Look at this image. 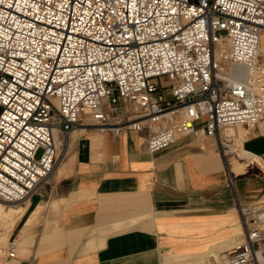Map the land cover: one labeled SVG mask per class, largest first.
<instances>
[{"label": "built area", "instance_id": "built-area-1", "mask_svg": "<svg viewBox=\"0 0 264 264\" xmlns=\"http://www.w3.org/2000/svg\"><path fill=\"white\" fill-rule=\"evenodd\" d=\"M262 32L264 0H0V199L50 185L54 131L66 150L81 125L146 129L149 152L178 135L234 152L229 128L264 126ZM238 211L220 264H264V203Z\"/></svg>", "mask_w": 264, "mask_h": 264}, {"label": "crops", "instance_id": "crops-1", "mask_svg": "<svg viewBox=\"0 0 264 264\" xmlns=\"http://www.w3.org/2000/svg\"><path fill=\"white\" fill-rule=\"evenodd\" d=\"M259 47L264 55V32ZM243 127L225 157L210 136L149 152L146 129L77 127L35 192L41 214L13 258L2 246L0 264H220L244 239L239 205L264 203V126Z\"/></svg>", "mask_w": 264, "mask_h": 264}, {"label": "rangeland", "instance_id": "rangeland-1", "mask_svg": "<svg viewBox=\"0 0 264 264\" xmlns=\"http://www.w3.org/2000/svg\"><path fill=\"white\" fill-rule=\"evenodd\" d=\"M161 81L166 82V79L162 78ZM165 93L169 94L167 90L165 91ZM235 128H238V133L240 135L243 134V132H244L243 125H235V126L229 128L227 130V132L234 134ZM60 141H62V140H60ZM234 141L236 144H239V141H237L236 139H234ZM56 144H57L58 151H59V156H58L57 162H56V163H58L59 160L61 158H63L66 151H65V149H63L61 147L62 143L56 142ZM58 144H60V145L58 146ZM235 151L237 152V150H235ZM40 153H41V149H39L36 156L38 157ZM47 186H48V184H44L41 188H43V187L46 188ZM34 195H35V193H32L29 197H27L26 199H24L20 202L4 203V201H3V203L6 204V206H11V207H14V208L19 209V210L16 212H12L10 214H7V215L0 217V237H1L0 247L6 245L7 240L10 238L9 237L10 235H11L12 239L16 240L17 247L21 246L17 240V237H18V234L21 232V230L23 231V225L24 224L28 225V226L33 225V223L37 219V216L40 215L42 212V207L41 206L35 207L36 204L33 203ZM261 256H264V254L261 253ZM258 259H260V258L258 257ZM262 259H264V258H262ZM262 262H264V260H262Z\"/></svg>", "mask_w": 264, "mask_h": 264}, {"label": "bare ground", "instance_id": "bare-ground-1", "mask_svg": "<svg viewBox=\"0 0 264 264\" xmlns=\"http://www.w3.org/2000/svg\"><path fill=\"white\" fill-rule=\"evenodd\" d=\"M54 138L56 140V142L58 143H61L62 141L59 140L58 138V135H57V131H54ZM60 144H58L59 146ZM4 203H7L6 201H4ZM3 203V200L0 199V217L4 216V215H7V214H10L12 212H16L18 211L19 209H16L14 207H11V206H6V204ZM0 243H1V237H0ZM2 247H0L1 249ZM258 254V255H257ZM256 256L257 258L259 257L260 259L259 260H264L262 258H264V256H261V250L260 249H257L256 251Z\"/></svg>", "mask_w": 264, "mask_h": 264}]
</instances>
